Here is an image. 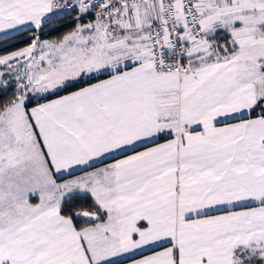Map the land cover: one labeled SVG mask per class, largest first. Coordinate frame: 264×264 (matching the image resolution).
I'll list each match as a JSON object with an SVG mask.
<instances>
[{"label":"snow or ice","instance_id":"snow-or-ice-1","mask_svg":"<svg viewBox=\"0 0 264 264\" xmlns=\"http://www.w3.org/2000/svg\"><path fill=\"white\" fill-rule=\"evenodd\" d=\"M0 264H264V0H0Z\"/></svg>","mask_w":264,"mask_h":264}]
</instances>
